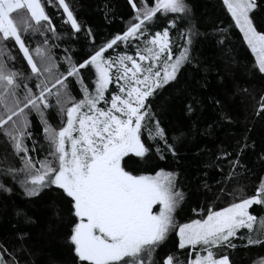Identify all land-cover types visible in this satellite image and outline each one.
Listing matches in <instances>:
<instances>
[{
	"label": "snow or ice",
	"instance_id": "snow-or-ice-1",
	"mask_svg": "<svg viewBox=\"0 0 264 264\" xmlns=\"http://www.w3.org/2000/svg\"><path fill=\"white\" fill-rule=\"evenodd\" d=\"M128 4L129 20L101 41L70 0H0V191L18 186L26 198H38L56 190L72 217L76 264H234L230 253L238 246L264 250V175L244 162L255 149L251 128L217 148L214 183L205 172L201 185L214 199L187 222L177 220L186 199L178 172L129 167L133 157L178 156L179 137L153 103L208 37L193 22L190 0ZM222 4L231 19L213 39L224 46L229 29H238L255 54L252 71L264 74V22L253 18L264 4ZM61 24L80 50L61 47ZM237 90L251 97L254 118L264 119V93ZM221 121L232 123L227 112ZM258 158L264 163V150ZM15 216L11 230L20 243L0 239V264H28L23 241L34 220L23 207ZM252 264H264V255Z\"/></svg>",
	"mask_w": 264,
	"mask_h": 264
},
{
	"label": "trees",
	"instance_id": "trees-1",
	"mask_svg": "<svg viewBox=\"0 0 264 264\" xmlns=\"http://www.w3.org/2000/svg\"><path fill=\"white\" fill-rule=\"evenodd\" d=\"M70 2L79 19L90 26L101 41L121 30L130 18L128 0ZM190 3L193 22L208 38L199 40L191 63L182 69L178 81L166 87L153 103L169 134L179 137L178 156L173 159L169 155L163 161L154 156L150 162L133 157L129 161L131 169L141 172L164 168L179 173L180 187L186 197L177 214L181 223L199 218L192 210L214 199L212 193L201 185L205 172L208 173L207 182L214 183L215 169L210 165L217 148L231 146L248 128L252 129L249 135L251 141H255V149L247 152L244 162L256 174L264 175V163L258 158L264 150V119L254 118L251 97L237 90L247 88L258 98L264 93V79L261 78L264 74L252 71L255 54L243 42L238 29H229L230 43L224 46L213 39L216 28H228L231 19L222 0H190ZM257 3L264 4V0H257ZM108 12L112 14L106 18ZM253 18L256 24L264 22V7L254 10ZM59 27L65 34V43L61 47L80 50L81 43L73 40L68 26L61 24ZM215 100H219L220 104H216ZM188 104L193 106L192 112L186 110ZM224 112L230 115L231 124L221 121ZM18 207L25 208L34 220L25 228L27 238L23 244L30 254L23 255L22 260L28 264H76L68 240L72 217L66 201L56 190L45 191L38 198H26L18 186L11 194L0 191V239H7L13 245L20 243L16 239L17 234L11 230ZM183 251L180 250V253ZM260 255H264V250L258 246L245 248L241 245L231 251L230 259L234 264H252Z\"/></svg>",
	"mask_w": 264,
	"mask_h": 264
}]
</instances>
